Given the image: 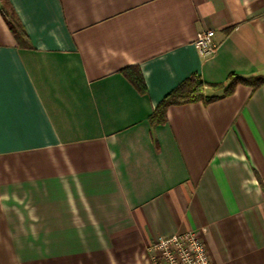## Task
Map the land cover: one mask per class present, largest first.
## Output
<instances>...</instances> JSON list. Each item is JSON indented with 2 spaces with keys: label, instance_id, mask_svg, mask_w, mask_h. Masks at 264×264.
<instances>
[{
  "label": "crops",
  "instance_id": "crops-1",
  "mask_svg": "<svg viewBox=\"0 0 264 264\" xmlns=\"http://www.w3.org/2000/svg\"><path fill=\"white\" fill-rule=\"evenodd\" d=\"M2 1L27 39L0 10V264H153L188 230L213 264H264V85L150 118L193 74L264 76V0Z\"/></svg>",
  "mask_w": 264,
  "mask_h": 264
},
{
  "label": "trees",
  "instance_id": "trees-1",
  "mask_svg": "<svg viewBox=\"0 0 264 264\" xmlns=\"http://www.w3.org/2000/svg\"><path fill=\"white\" fill-rule=\"evenodd\" d=\"M0 10L8 23L10 29L15 34L20 44L25 42L27 39L25 30L22 24L15 16L7 2L2 1ZM25 39V40H24ZM124 74L131 81V83L139 90L144 93L147 90L142 72L140 67L135 65L128 67L124 70ZM229 80L224 88V91L220 95H207L205 89L207 87L217 88L221 87V83H210L202 79L199 74H193L184 81H182L176 88L168 93L157 105L150 115L153 123L163 122L166 119V110L171 105H180L202 101L205 104L210 103L217 98L226 96L232 93L238 84H245L251 86L253 89H257L264 85V76H249L244 77L236 73L229 74Z\"/></svg>",
  "mask_w": 264,
  "mask_h": 264
},
{
  "label": "built area",
  "instance_id": "built-area-1",
  "mask_svg": "<svg viewBox=\"0 0 264 264\" xmlns=\"http://www.w3.org/2000/svg\"><path fill=\"white\" fill-rule=\"evenodd\" d=\"M215 31L200 32L195 47L204 55L213 54L218 46ZM153 264H213L207 247L194 230L159 235L149 244Z\"/></svg>",
  "mask_w": 264,
  "mask_h": 264
}]
</instances>
